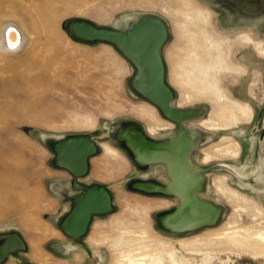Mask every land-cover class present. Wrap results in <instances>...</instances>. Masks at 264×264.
<instances>
[{"label": "rangeland", "instance_id": "1", "mask_svg": "<svg viewBox=\"0 0 264 264\" xmlns=\"http://www.w3.org/2000/svg\"><path fill=\"white\" fill-rule=\"evenodd\" d=\"M194 1L212 11L216 30H249L264 41V0ZM100 7L108 11V22L98 16ZM144 20L164 26L159 51L163 82L170 91L169 109L185 115L180 124L137 88L146 74L126 53L123 36ZM78 23L123 36H118L120 41L86 40L74 30ZM7 26L20 30L25 42L16 53L0 51V247L11 238L20 246L8 250L0 264H114L112 238L143 227L183 255L180 242L214 240L222 233L264 234V88L252 76V68L257 69L264 85V58L253 49L237 56L249 63L238 87L253 117L231 134L207 131L202 124L211 125V104L184 101L171 79L172 62L187 51L179 22L165 1L0 0V40ZM249 83L252 96L245 94ZM145 107L152 109L156 121L137 114ZM86 117L93 126L83 123ZM147 126L155 128L154 136ZM182 135L190 143L179 164L142 153L182 140ZM73 138L94 146L87 171L78 177L59 160L60 144ZM228 144L236 146L237 156H215L203 163L213 148ZM104 145L119 157L107 155ZM183 167L193 180L190 206L188 198L170 191L182 178ZM236 167L240 176L254 173L255 178L240 180ZM220 178L237 199L217 188ZM84 188H104L110 210L91 215L85 233L74 238L65 224ZM203 213L208 215L205 221ZM182 214L188 223H175ZM188 262L264 264V250L208 247Z\"/></svg>", "mask_w": 264, "mask_h": 264}, {"label": "bare ground", "instance_id": "2", "mask_svg": "<svg viewBox=\"0 0 264 264\" xmlns=\"http://www.w3.org/2000/svg\"><path fill=\"white\" fill-rule=\"evenodd\" d=\"M162 1L166 2L173 17L179 22V32L186 45L187 53L183 54L182 52V57L174 60L171 67V79L174 85L180 88L184 101H206L211 104L213 107L210 116L211 125L202 124L207 131L212 132L217 129L225 132L229 130L230 132L238 124L248 123L252 117V110L246 103L247 97H244V91H241L238 86L242 78L248 73L249 63L244 60V57L239 59L237 56L241 50L251 48L259 58H264V41L253 36L249 30L240 33H224L216 30L212 24L214 19L212 11L194 0ZM108 14L105 8L100 7L98 9V16L105 22H108L107 18L110 16ZM9 29H13L15 32L10 33L8 32ZM22 36L20 30L15 27H5L1 35L0 51L5 53L19 51L25 42ZM258 72L257 69L252 68V76L256 75L259 78L257 86L264 88L261 74ZM249 86L251 83H249L245 94L252 96L253 91L249 89ZM137 114L150 122L156 121L155 114L148 107L139 109ZM82 121L86 125H94L93 120L89 117ZM154 130L155 128L152 126H147L149 135L154 136ZM235 148L236 146L232 144L224 147L216 146L211 153L206 154L203 163L206 164L210 158L215 156L227 157L231 155V157H235L237 156ZM139 149L141 150V148ZM104 152L107 155L119 157L115 150L105 145ZM180 182L179 190L184 192L186 189L183 185L184 182ZM216 184H218L217 188L220 191L227 193L234 200L237 199V196L227 188L222 178ZM190 203L189 200L186 201L187 206H190ZM207 216L203 213L201 221H205ZM188 221L189 217L182 214L174 222L182 224L188 223ZM216 236L220 238L180 242V248L186 252V255H183L171 243L156 239L146 227L135 228L131 235L116 233L112 238V249L116 256L114 264H189L188 259L193 253H199L203 248L216 246L244 252L264 250L263 233H257L253 236L247 233L244 236L239 233H222ZM210 260L208 259V262Z\"/></svg>", "mask_w": 264, "mask_h": 264}, {"label": "water", "instance_id": "3", "mask_svg": "<svg viewBox=\"0 0 264 264\" xmlns=\"http://www.w3.org/2000/svg\"><path fill=\"white\" fill-rule=\"evenodd\" d=\"M74 30L86 40L112 38L120 41L118 36H123L117 33L98 31L84 23L76 24ZM12 31L15 32L13 29L8 30L10 33ZM165 35L164 26L160 21L144 20L123 36L125 38L124 48L146 74L145 78L137 84L138 90L170 119L180 124L185 115L169 109L170 91L163 82V67L159 51ZM93 152L94 146L89 140L84 138L68 139L59 146V160L63 167L78 177L87 171V159ZM84 190L85 194L77 200L76 207L65 224L66 233L74 238H79L85 233L91 215L104 214L110 210V196L104 188H84ZM19 246L20 242L16 238L6 241L0 247V260L8 250L11 251Z\"/></svg>", "mask_w": 264, "mask_h": 264}, {"label": "crops", "instance_id": "4", "mask_svg": "<svg viewBox=\"0 0 264 264\" xmlns=\"http://www.w3.org/2000/svg\"><path fill=\"white\" fill-rule=\"evenodd\" d=\"M253 117V116H252ZM236 129H238V128H236ZM235 130V129H234ZM234 130L233 131H230L231 132V134H235V132H234ZM181 138H182V140L179 138H177V140H172V142H170L169 144H167V145H163L162 147H152V148H148V149H142V153L145 155L146 153L147 154H150L151 156H153V157H155V156H159V157H161V158H163V159H165L167 162H173V163H177V164H179V161H180V159L182 158V155L184 154V152L183 151H185L184 150V147L187 145V143L189 142V141H187V139L185 138V135L183 136H181ZM206 139H207V135H206ZM206 141V140H205ZM183 142V143H182ZM175 143V144H174ZM190 143V142H189ZM261 144H263V142L261 143ZM172 145V146H171ZM176 145V147H174V146ZM184 145V146H183ZM188 145H190V144H188ZM192 145V144H191ZM164 146H166V147H164ZM193 147H197V146H194V145H192ZM251 146L252 147H254V145L251 143ZM180 148H181V150H180ZM165 149V150H164ZM168 149V150H167ZM176 149H177V151H176ZM172 151L171 152V154H170V151ZM161 151V152H160ZM177 152V154H176V152ZM181 151V152H180ZM174 152V153H173ZM155 153V154H154ZM159 153V154H158ZM162 153V154H161ZM169 153V154H168ZM173 153V154H172ZM162 156H161V155ZM171 155V156H170ZM180 155V156H179ZM179 156V157H178ZM184 156V155H183ZM177 157V158H176ZM89 164H90V162H89ZM214 166V165H213ZM183 169H184V167H183ZM235 171H237V172H239V178L240 177H244V178H246L248 181H246V183L247 182H249L250 181V179H252V178H255V176H254V173H252V174H246L245 176H240L242 173L239 171V168L238 167H236L235 168ZM186 172H185V169L182 171V178H180L179 180H177L176 182L178 183H174L172 186H171V188H170V191L172 192V194H174V193H176L177 191V193L176 194H178L179 195V197H181L182 199H184V201L187 199V200H190V198H189V193H191V191H190V186H191V183L193 182V180H192V178H189V176L187 175L186 176V174H185ZM257 173V172H256ZM185 175V176H184ZM259 176H262L261 174H258ZM181 177V176H180ZM191 177V176H190ZM188 179V180H187ZM226 180H227V178H226ZM240 180H241V178H240ZM180 181H183L184 183H187V184H184L183 183V185L185 186V191L184 192H181L180 190H179V185H180ZM240 183H243L244 184V182H240ZM245 183V184H246ZM177 184V185H176ZM243 184H241V185H243ZM239 185V184H238ZM178 187V188H177ZM245 187H247V185H245ZM186 200V201H187Z\"/></svg>", "mask_w": 264, "mask_h": 264}]
</instances>
